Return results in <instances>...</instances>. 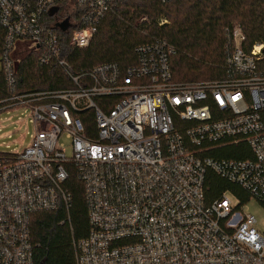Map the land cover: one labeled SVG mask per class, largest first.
<instances>
[{
	"label": "built area",
	"instance_id": "built-area-1",
	"mask_svg": "<svg viewBox=\"0 0 264 264\" xmlns=\"http://www.w3.org/2000/svg\"><path fill=\"white\" fill-rule=\"evenodd\" d=\"M63 5L78 17L60 19ZM110 10L111 0H0V111L29 109L35 129L22 150L0 152V264H34L35 214L63 208L70 220L72 176L90 224L73 241V264H264V231L247 202L206 191L212 172L264 204V38L249 45L240 25L227 27L223 79L176 81L166 40L138 46L125 70L110 62L74 73L64 33L85 49ZM29 51L74 86L17 92ZM241 143L253 159L211 156Z\"/></svg>",
	"mask_w": 264,
	"mask_h": 264
},
{
	"label": "trees",
	"instance_id": "trees-1",
	"mask_svg": "<svg viewBox=\"0 0 264 264\" xmlns=\"http://www.w3.org/2000/svg\"><path fill=\"white\" fill-rule=\"evenodd\" d=\"M65 5L61 6V10ZM74 19L79 10L72 9ZM146 18L145 21H141ZM160 19L168 24L159 25ZM240 25L249 45L264 38V0H111V10L98 26L92 43L85 49L71 48V32L64 33L62 56L74 73L104 63H117L125 70L137 64L135 49L155 40H166L176 49L171 57L173 77L179 82L217 80L226 77L227 27ZM77 28L76 25L71 29ZM17 92L49 91L74 86L64 69L53 61L40 63V53L31 51L17 64ZM0 73V98L5 96ZM85 121L88 114H81ZM264 120V111L262 114ZM211 156L219 159H253L246 143L224 147ZM68 187L73 201L70 220L60 208L32 217V238L40 244L34 264H73V241L87 237L90 224L81 182L72 176ZM211 198L226 190L241 192L238 185L210 172L206 183ZM244 193V201L248 200Z\"/></svg>",
	"mask_w": 264,
	"mask_h": 264
},
{
	"label": "rangeland",
	"instance_id": "rangeland-1",
	"mask_svg": "<svg viewBox=\"0 0 264 264\" xmlns=\"http://www.w3.org/2000/svg\"><path fill=\"white\" fill-rule=\"evenodd\" d=\"M67 9L71 10L72 6L68 5L63 9L65 11L62 10L63 12L62 15L60 14V19H63V17L71 14V12L67 11ZM70 19L73 20L74 16L70 15ZM145 20L146 18L141 19L142 22ZM168 23V20L160 19L159 25L162 26ZM31 119V111L29 109L8 108L0 111V152H14L17 150L20 151L25 146L29 145L31 141V135L35 132ZM66 144L68 145V142ZM71 154L72 151L68 148L67 155L70 157ZM225 193L236 206L239 205L242 201L244 202L243 190L238 193L232 190H226ZM246 202L247 213H252L257 217V227L258 229L264 231V204L252 199H248L246 200Z\"/></svg>",
	"mask_w": 264,
	"mask_h": 264
},
{
	"label": "water",
	"instance_id": "water-1",
	"mask_svg": "<svg viewBox=\"0 0 264 264\" xmlns=\"http://www.w3.org/2000/svg\"><path fill=\"white\" fill-rule=\"evenodd\" d=\"M64 28H67L68 27V23H65V25L63 26Z\"/></svg>",
	"mask_w": 264,
	"mask_h": 264
}]
</instances>
